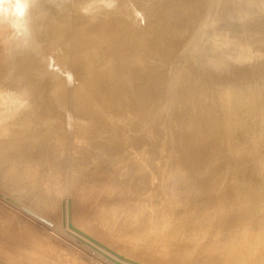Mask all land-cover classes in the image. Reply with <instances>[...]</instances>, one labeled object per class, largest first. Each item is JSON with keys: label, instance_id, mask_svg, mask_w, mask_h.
Listing matches in <instances>:
<instances>
[{"label": "rangeland", "instance_id": "obj_1", "mask_svg": "<svg viewBox=\"0 0 264 264\" xmlns=\"http://www.w3.org/2000/svg\"><path fill=\"white\" fill-rule=\"evenodd\" d=\"M17 2L0 0V264H221L227 219L255 264L264 34L220 69L199 45L227 44L160 0H19L13 21Z\"/></svg>", "mask_w": 264, "mask_h": 264}, {"label": "bare ground", "instance_id": "obj_2", "mask_svg": "<svg viewBox=\"0 0 264 264\" xmlns=\"http://www.w3.org/2000/svg\"><path fill=\"white\" fill-rule=\"evenodd\" d=\"M229 2H231V4H229ZM160 4H167L169 7L174 8V10L177 9L178 15L182 18H197L200 24L205 29L209 30L211 34L214 32V36L217 35V38L220 37V43L225 42L227 44L226 46H223V48L220 45L222 49L215 48L209 52L206 51L208 43L202 42L201 45H199V51L203 52L207 62L211 65L219 66L220 69H223L225 64L230 59L236 60L242 56L245 57L243 55L244 51L242 49H245L249 52L250 48L253 47L252 45L254 42L258 40L256 42L259 43L261 41L259 38L262 34H264L262 28L264 25V0H160ZM202 4L204 5L203 7ZM164 7H166V5H160V10L166 11ZM30 10L31 8L29 5H27V8H25L24 11V15L27 19L31 17ZM244 17H249L245 27L246 30L240 25V21L244 19ZM261 23L263 24L261 25ZM29 30L30 27L25 26L21 31H16L12 35L6 37L3 42L11 45L15 44L16 46L19 45V47L24 46L23 43L27 41ZM262 36L264 37V35ZM261 42L263 43L264 41ZM263 45L264 44H262V46ZM16 46L12 47L17 49ZM257 46L254 45L253 49H251L250 52L252 54H254V52L259 53L261 51V49H259L260 51H257L258 49L255 50V47L257 48ZM262 46L260 45V47ZM260 47L258 46V48ZM252 50L255 51L252 52ZM263 50L264 49H262V51ZM15 52H18V49ZM246 207L248 206H244V208ZM260 218V221L253 225V231L250 232L251 234L243 235V238L248 240L251 246H254L253 248L255 249V257L256 254H258L257 261L261 260L259 257L263 258L264 256V216L262 215ZM238 235L239 230L236 224L233 223L231 219H227L223 226V231L219 237L222 243L215 249L217 253L214 250V255L215 253L218 254L219 251L221 253L226 251L228 253L226 254L225 252V254L228 255L227 258L224 259V254H222L224 264H254L253 262L250 263V258L248 255L250 248L248 249V247H245L244 249L240 248L237 250ZM0 247L2 248V245ZM3 250L4 248L0 249V253ZM216 260H214V262ZM219 261L220 260H218V262ZM257 261L255 262L257 263ZM263 261L264 260L261 262ZM202 264L215 263H213L212 260L206 261Z\"/></svg>", "mask_w": 264, "mask_h": 264}, {"label": "clouds", "instance_id": "obj_3", "mask_svg": "<svg viewBox=\"0 0 264 264\" xmlns=\"http://www.w3.org/2000/svg\"><path fill=\"white\" fill-rule=\"evenodd\" d=\"M25 8L26 5L20 3L18 0L15 5H11L6 9L5 16L13 21L19 20L24 15Z\"/></svg>", "mask_w": 264, "mask_h": 264}]
</instances>
